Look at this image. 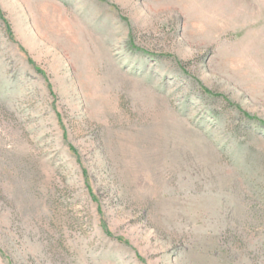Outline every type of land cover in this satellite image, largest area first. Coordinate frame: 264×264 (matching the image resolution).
<instances>
[{
	"label": "rangeland",
	"instance_id": "rangeland-1",
	"mask_svg": "<svg viewBox=\"0 0 264 264\" xmlns=\"http://www.w3.org/2000/svg\"><path fill=\"white\" fill-rule=\"evenodd\" d=\"M0 264H264V0H0Z\"/></svg>",
	"mask_w": 264,
	"mask_h": 264
},
{
	"label": "trees",
	"instance_id": "trees-1",
	"mask_svg": "<svg viewBox=\"0 0 264 264\" xmlns=\"http://www.w3.org/2000/svg\"><path fill=\"white\" fill-rule=\"evenodd\" d=\"M6 25H7V28L9 29V28H10V26H9V24L7 23V21H6Z\"/></svg>",
	"mask_w": 264,
	"mask_h": 264
}]
</instances>
